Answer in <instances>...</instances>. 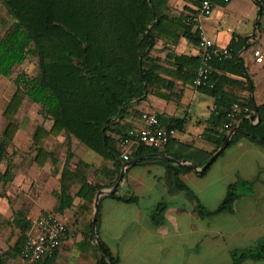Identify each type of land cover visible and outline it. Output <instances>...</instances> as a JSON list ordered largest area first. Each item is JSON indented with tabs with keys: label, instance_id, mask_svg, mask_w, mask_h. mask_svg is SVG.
Wrapping results in <instances>:
<instances>
[{
	"label": "crops",
	"instance_id": "crops-1",
	"mask_svg": "<svg viewBox=\"0 0 264 264\" xmlns=\"http://www.w3.org/2000/svg\"><path fill=\"white\" fill-rule=\"evenodd\" d=\"M259 2L224 4L218 0L204 22L217 46L238 50L248 78L218 70L219 77L228 80L223 85L225 101L220 112L216 97L186 81L189 68L181 71L176 62L179 57H200L198 46L185 36V28H179L177 42L174 32L171 38L156 39L151 55L168 72L160 75L162 83L150 88L143 99L126 106L119 120L121 133L113 134L112 147L122 157L119 138L126 128L139 124L144 113L158 115L176 136L156 152L135 158L138 149H134L129 162L119 159L125 176L116 191L117 183L111 186L105 176V171H115L114 161L61 135L49 138L46 150L51 156L39 165L33 135L46 121L42 118L33 128H27L26 120L18 123L20 131L12 144L18 142V159H11L10 148L9 159L0 166L2 173L8 167L12 173V182L0 186V264L17 260L26 264L16 252L17 243L22 234L27 241L36 233V221L45 213L54 214L67 226V236L55 256L43 264H98L103 254L96 234L118 264H264V145L244 131L242 120L226 129L229 120L224 116L234 101L264 105V62L257 64L254 57L257 50L264 55V11ZM198 6L199 0H170L165 17L178 20ZM224 136L230 142L205 175L192 168L177 173L188 166L174 160L201 169L221 150ZM81 162L89 166L88 185L98 190L92 199L90 192L82 191ZM231 188L237 195L232 210L217 212ZM17 219L27 222L24 230ZM13 235L18 238L11 246Z\"/></svg>",
	"mask_w": 264,
	"mask_h": 264
},
{
	"label": "trees",
	"instance_id": "trees-1",
	"mask_svg": "<svg viewBox=\"0 0 264 264\" xmlns=\"http://www.w3.org/2000/svg\"><path fill=\"white\" fill-rule=\"evenodd\" d=\"M169 1L0 0L15 19L0 39V76L11 78L14 68L32 56L38 57L41 71L40 79L20 74L15 80L17 90L4 112L9 123L0 140V166L9 159V149L20 131L16 117L25 101L30 100L41 106L46 121L33 135L39 165H44L51 156L46 150L49 138L64 135L78 140L100 157L114 161L115 171H105V176L111 179V186L116 184L122 170L119 159H123L120 151L112 147L115 141L112 136L120 135L119 120L126 106L143 99L150 88L162 83L160 75L168 72L151 55L156 39L171 38L174 32L177 42V33L183 27L187 39L199 45L198 33H193V27L186 23L188 14L178 20L165 17ZM258 1L264 11V0ZM231 48L234 51L231 61L214 63L212 81L215 87L198 89L216 97L218 112L224 110L223 85L228 81L219 77L218 70L247 78L238 50ZM176 62L181 71L189 68L185 80L192 81L193 85L202 64L201 58L179 57ZM178 77L182 76L177 74ZM235 103L249 106L258 113L257 124L242 117V127L250 137L264 145V105L256 106L252 100ZM228 112L224 113L226 119ZM226 138L221 139L220 145ZM151 151L157 149L142 145L133 156L137 158ZM88 170L89 166L81 162L82 191L90 192L92 199L98 190L88 185ZM190 171L192 169L188 167L177 169L178 174ZM11 182L10 167L4 173L0 171V186ZM179 185L183 188L180 182ZM236 199L234 188H231L217 212L232 210ZM16 222L22 230L27 225L20 219ZM26 239L22 234L17 253H21ZM110 257L113 264H118ZM98 264L109 262L102 256Z\"/></svg>",
	"mask_w": 264,
	"mask_h": 264
},
{
	"label": "built area",
	"instance_id": "built-area-1",
	"mask_svg": "<svg viewBox=\"0 0 264 264\" xmlns=\"http://www.w3.org/2000/svg\"><path fill=\"white\" fill-rule=\"evenodd\" d=\"M229 4L231 0H220ZM218 0H199V6L193 13L187 15L186 23L192 26L199 36V54L201 67L198 70L193 86L196 89H213L215 84L212 81L214 74V63L231 61L234 58V51L230 47H219L206 33L204 22L212 16ZM257 64L264 62V55L260 50L254 52ZM248 118L254 124L258 123V113L249 106H242L235 103L231 106L227 119L229 122L225 128L231 130L241 118ZM176 131L165 127L158 115L144 113L140 123L124 130L118 141L124 162L131 160L134 149L142 145L150 148L160 149L172 142ZM34 234L26 241L21 255L26 264H43L44 261L53 257L62 247L67 236V226L54 214L45 213L36 221Z\"/></svg>",
	"mask_w": 264,
	"mask_h": 264
},
{
	"label": "rangeland",
	"instance_id": "rangeland-1",
	"mask_svg": "<svg viewBox=\"0 0 264 264\" xmlns=\"http://www.w3.org/2000/svg\"><path fill=\"white\" fill-rule=\"evenodd\" d=\"M14 20L15 19L13 18V16L7 11L4 5H2V3L0 2V39L12 26ZM262 67H260L261 71L263 70ZM20 74H26L30 79H40L41 71L39 68L38 57L32 56L23 65L15 67L11 78L9 79L0 78V138H1V133L3 132L4 127L6 125V122H8L4 117V112L8 108L11 98L17 90L15 80ZM262 80H264V73ZM41 110L42 108L40 105L38 106L33 102H31L30 100H26L20 110L19 115L16 117L17 118L16 122L18 121L17 124L18 123L21 124L23 121L26 120V124H28L27 128H33L35 124L38 125L39 123H42L43 117H42V113L40 112ZM10 148H11L10 149L11 159L12 160L18 159V153H16L19 149L18 142L16 141L15 144ZM6 165L7 163H5L2 166V168L4 169ZM26 210H27V206L25 205V209L23 211ZM17 238H18L17 235L12 236L11 246L14 244ZM17 261H14L13 263L9 262V264H19V262Z\"/></svg>",
	"mask_w": 264,
	"mask_h": 264
},
{
	"label": "water",
	"instance_id": "water-1",
	"mask_svg": "<svg viewBox=\"0 0 264 264\" xmlns=\"http://www.w3.org/2000/svg\"><path fill=\"white\" fill-rule=\"evenodd\" d=\"M237 129L240 130V128H237ZM229 142H230V138H229V139L223 144L221 150H220L217 154H215V155H214V156H213V157L207 162V164H206L204 167H202L201 169H197V168H195L193 165L188 164V163L185 162V161H184V162H178V161L174 160V162L177 163L179 166H188V167L192 168L195 172H197V173H199V174H202V173H204L208 168L211 167V165H212V164L214 163V161L218 158V156H219V154L222 152V150L225 149V148L228 146ZM124 176H125V169H123V171H122V173H121V176H120V178H119V180H118V182H117L115 188L113 189V191H116V190L119 188L120 184L122 183V181H123V179H124ZM102 193H103V192H100V193L98 194V197H97V200H96V213H97V209H98V205H99V204H98V202H99V197H100V195H101ZM93 226H94V230H96V229H97V214H96L95 217H94ZM96 240H97L98 246H99V248H100L101 253L103 254V256L106 258V260L109 262V264H113V262H112V260H111V257H110V253H109V251L104 247L103 243L101 242V240L99 239V237L97 236V234H96Z\"/></svg>",
	"mask_w": 264,
	"mask_h": 264
}]
</instances>
